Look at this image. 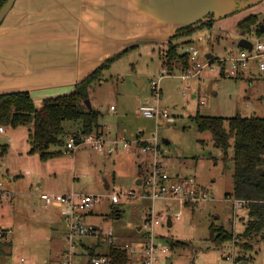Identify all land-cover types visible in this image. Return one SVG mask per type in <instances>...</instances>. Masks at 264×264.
Masks as SVG:
<instances>
[{"label": "rangeland", "instance_id": "374dc122", "mask_svg": "<svg viewBox=\"0 0 264 264\" xmlns=\"http://www.w3.org/2000/svg\"><path fill=\"white\" fill-rule=\"evenodd\" d=\"M192 34L191 41L203 55L210 52L219 58L230 47H236L232 42L233 34H229L230 37L224 34L219 41H215L214 36L210 41L212 29L200 28ZM182 36L187 35H181L180 41L174 42L178 43L179 52L186 51L189 44L185 38L181 40ZM259 37L264 41V33ZM158 46L149 42L129 48L104 68L100 79L88 87V99L99 110V123L105 128L102 150L88 144L79 145L73 151H67L63 145H51V149L63 150L53 158L56 166L52 168L46 162V166L41 163L38 167L39 154L28 151L32 125L11 127L1 124L5 131L0 133V145H4L5 150L0 152V179L8 188L13 185L17 189L11 200L0 202V226L6 225L12 230L11 242L0 252V264H54L58 257L63 246L64 221L57 209H43L38 189L46 190L44 185L59 192L72 190L102 196L89 213L88 220L99 223L102 228L112 226L121 234L120 241L140 237L141 232L136 228L150 207L166 217L169 214L171 225L168 226L164 219L155 227L157 242L169 247L168 264H243L242 261L264 264V228L244 237L242 233L251 218L249 210L245 203L235 207L236 199L227 195L233 185L232 162L223 159V152L214 145L211 132L199 130L192 119L197 112L264 116V77L248 81L220 76L215 62L213 67H203L199 76L182 77V70H168L165 64L161 65L160 56L165 53L167 44ZM163 67L169 72H164L159 81L158 106L165 109L168 116L145 117L139 112V105L152 98L150 80L157 79ZM138 79L144 82L140 87L136 82ZM110 105L115 109H110ZM64 128L66 139L80 130L81 122L65 120ZM139 130L143 131L144 139L152 140L172 176L176 177L177 173L193 176L198 186L208 188L210 195L206 201L192 207L172 199L153 200L139 194L142 190L136 181L139 161L142 162V174L147 164L151 165V155L142 152L134 142ZM120 137L131 141L132 150L121 144L115 146L113 140ZM106 184L110 187L106 188ZM113 187L133 189L138 193L131 199H121L116 205L121 210L118 217L111 216L106 197ZM176 214L178 217L174 216ZM211 223L222 225L233 237L214 243L209 239ZM177 240L184 244H173ZM106 249L107 245L97 247L100 251ZM20 257L24 261H20Z\"/></svg>", "mask_w": 264, "mask_h": 264}, {"label": "crops", "instance_id": "0c3cea01", "mask_svg": "<svg viewBox=\"0 0 264 264\" xmlns=\"http://www.w3.org/2000/svg\"><path fill=\"white\" fill-rule=\"evenodd\" d=\"M218 1L15 0L0 24V92L28 90L35 104L41 106L43 98L73 89L76 82L109 57L116 55L111 61L113 62L123 52L139 43L154 42L160 47L164 43L168 44V40L178 42L181 37L176 36L178 29L195 24L201 19H213L211 28L203 27L213 30V35H209L210 41L212 36L215 41H219L224 34L235 36L232 42L236 47H230L226 54L240 49V37L260 38L253 32L248 35L240 34L237 23L248 14H258L260 18H264V0L223 15H215ZM192 33L182 36L181 40H192ZM160 57L162 65L164 57ZM263 77L264 72L259 71L253 64L237 78L254 81ZM136 82H140L137 83L139 87L144 83L139 79ZM99 124L101 127L98 131L105 133L104 125ZM139 152L141 153L138 148ZM34 153L37 152H30ZM54 157L45 160L38 158L36 164L40 167L41 163L46 166L45 163L49 162L54 168ZM142 159L150 162L147 158ZM141 163L139 161L138 168L142 166ZM149 166L147 164L146 168L143 167L146 172ZM178 176L179 173L176 174ZM141 178L138 175L136 181L140 183ZM11 186L9 189L16 191L17 188ZM43 187L46 190L37 189L59 192L51 186ZM109 187L106 184V188ZM48 208L57 209L52 206H44L43 209ZM64 230L65 222L62 234ZM44 261L49 262L48 258H44ZM169 261L166 252L161 258V264H168Z\"/></svg>", "mask_w": 264, "mask_h": 264}, {"label": "built area", "instance_id": "2783aa9c", "mask_svg": "<svg viewBox=\"0 0 264 264\" xmlns=\"http://www.w3.org/2000/svg\"><path fill=\"white\" fill-rule=\"evenodd\" d=\"M251 41V48L242 47L237 51H230L228 54L217 57L213 60L200 53V49L193 42H190L186 51L189 53L190 64L181 71L182 77L189 75L196 76L203 67H213L219 71L220 76L240 77L251 65L264 72V41L258 37H247ZM167 69L163 67L157 79H151L152 98L144 100L139 105V112L145 117L168 116L165 109L158 106L161 95L159 81ZM224 74V75H223ZM114 106L111 105V109ZM0 124V133L3 132ZM139 130L135 143L144 153L151 155V165L144 177L141 178V196L150 199L176 200L192 207H197L199 203L209 198V190L205 186H198L193 176L174 177L169 173L166 163L162 160L158 150L152 145V140L144 139ZM139 134V135H138ZM140 141V144L138 142ZM115 146L121 144L122 147L131 149L132 143L124 137L113 140ZM104 133L92 131L86 134H70L65 142V149L73 151L79 145L88 144L89 146L102 150L104 148ZM152 153V154H151ZM138 193L133 190H122L113 187L106 193L110 202L111 213L118 211L116 206L121 199H131ZM15 196V191L9 189L5 182L0 179V202L11 200ZM38 196L43 206L57 208L59 214L64 218L65 230L62 234L63 249L54 264H112L110 249L114 246L127 250L129 264H161L162 256L168 252L169 247L157 242L155 227L164 221L167 216L155 211L150 207L142 215V223L137 226L136 231L141 232L140 237L132 240H118L121 235L112 226L102 228L99 223L88 220L89 213H92L96 202L101 200L100 195L86 192L67 191H41ZM244 200L236 199L235 207H241ZM178 217V214L174 215ZM171 217V216H170ZM12 230L6 225L0 226V246L11 242ZM92 240V241H91ZM107 245L105 251L97 250V247ZM20 261H24L20 257Z\"/></svg>", "mask_w": 264, "mask_h": 264}, {"label": "trees", "instance_id": "16d2710c", "mask_svg": "<svg viewBox=\"0 0 264 264\" xmlns=\"http://www.w3.org/2000/svg\"><path fill=\"white\" fill-rule=\"evenodd\" d=\"M5 1L0 0V7ZM212 24L213 19L210 18L198 21L196 25H185L178 29L176 36L191 34L198 28H211ZM237 29L243 35L253 32L260 36L264 32V18H260L258 14H248L238 21ZM167 42L162 64H165L168 70L174 67L183 70L188 67L189 53L179 52L178 43L170 40ZM190 42L192 41H186V43ZM239 48L242 46L239 45ZM115 56L109 57L76 82L71 91L43 98L41 106L35 105L28 90L0 92V124L11 127L31 124L29 151L37 152L42 160L61 154L62 149H51V145H65L67 139H65V120L81 122L80 130L72 134L98 131L100 112L93 106L88 107L85 99L88 98V87L93 81L100 79L102 70L108 67ZM211 58L217 56L212 54ZM192 119L199 130L211 132L214 145L223 152V159L232 162L233 185L227 195L244 200L251 216L242 235L250 237L254 233L261 232L264 228V116H242L238 113L230 116L206 115L197 112ZM0 148V152L5 150L4 145H0ZM142 171L140 167L139 177H144L147 173L145 171L142 174ZM120 211V208L118 211H113L111 216L118 217ZM209 229V239L214 243L224 242L233 237L222 225L216 226L211 223ZM173 244L184 243L177 240ZM1 251L3 246H0ZM110 253L112 264H129L127 250L114 246L110 249Z\"/></svg>", "mask_w": 264, "mask_h": 264}, {"label": "water", "instance_id": "95a60500", "mask_svg": "<svg viewBox=\"0 0 264 264\" xmlns=\"http://www.w3.org/2000/svg\"><path fill=\"white\" fill-rule=\"evenodd\" d=\"M259 0H219L218 1V8L214 11L215 15H223L229 12H232L236 8L245 7L251 4L256 3ZM15 0H6L4 4L0 7V23L4 19V17L7 15L9 10L12 8ZM205 19H201L200 21H204ZM193 25H196L193 24ZM263 26L261 25V28ZM238 44L245 48H251V41L247 39L246 37H240L238 39ZM206 57L210 58L211 53L207 52ZM140 84V82H137ZM85 103L88 107H91L90 100L88 98L85 99ZM165 142H168L167 140ZM139 183V181L137 182ZM167 224L171 225V217H167ZM241 263L245 264V261H242Z\"/></svg>", "mask_w": 264, "mask_h": 264}]
</instances>
